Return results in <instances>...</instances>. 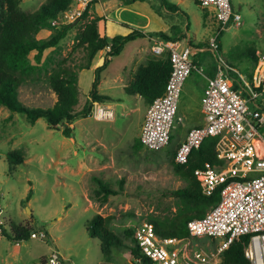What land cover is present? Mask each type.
<instances>
[{
	"label": "rangeland",
	"instance_id": "rangeland-1",
	"mask_svg": "<svg viewBox=\"0 0 264 264\" xmlns=\"http://www.w3.org/2000/svg\"><path fill=\"white\" fill-rule=\"evenodd\" d=\"M43 1L21 0L20 7L32 11ZM99 1L102 0L96 2ZM111 1L104 0L105 3ZM135 1L137 7H150L154 17L172 22L179 31L186 33L188 23L192 41L183 39L184 35L171 37L193 47L200 42L205 47L197 51V55H191L192 61L197 60L205 72L214 67L215 59L208 47V39L219 29V23L210 15L211 11L212 22L203 25V10H207L195 0H167L178 5L179 9L174 11L166 9L162 0ZM96 2L87 6L86 15L81 14L71 22L56 46L44 50L42 59L46 58V63L42 68L24 76L18 87L22 102L35 106L52 105L56 94L50 86L49 75L64 65L77 71L76 109L90 101L94 67L102 62L108 49L106 52L101 49L93 56V66L80 68L86 63L87 55L83 46L77 43L76 33L96 15L93 10ZM230 3L232 10L240 13L241 25L229 22L221 28L219 51L248 77L246 70L252 67V61L246 55L247 47H255L258 52L264 50V0H230ZM55 29L54 25L44 27L36 36L46 38ZM148 42L143 40V46H148ZM133 48L127 46L111 57L97 86L99 92L110 96L100 102L112 105L113 119L79 116L69 124L71 136H65L61 132L63 122L50 127L44 117H39L30 124L23 113L10 111L0 104V197L4 226L9 229L14 221L29 227L31 233L39 230L46 233L45 238L30 235L19 239V243L0 235V264H51L48 255L52 249L60 253L59 264H130V248L134 243L125 228L134 227L143 219L170 220L183 208V202L174 191L186 182L170 162L172 151L180 143L177 138L187 130L182 115L177 118L181 114L180 104H177L171 127L172 137L165 147L159 150L134 147L139 138L138 124L143 120L148 103L143 97L124 90L130 77L127 78L123 66L130 69ZM33 53H29L31 61ZM195 75L192 70L186 80ZM248 105L251 108L253 103L249 101ZM258 131V138L263 141L264 123L258 126ZM261 141L257 142L261 144ZM9 151L19 153L22 161L11 162L7 155ZM94 175L101 177L117 193L109 194L106 201L96 199L93 196V188L97 186ZM29 189L30 197L26 199ZM95 213L109 216V229L121 239V245L111 247L109 253L101 250L98 237L88 233V221ZM190 240L192 246L209 253L219 238L201 235L192 236Z\"/></svg>",
	"mask_w": 264,
	"mask_h": 264
},
{
	"label": "built area",
	"instance_id": "built-area-1",
	"mask_svg": "<svg viewBox=\"0 0 264 264\" xmlns=\"http://www.w3.org/2000/svg\"><path fill=\"white\" fill-rule=\"evenodd\" d=\"M96 1L71 0L51 24L71 23ZM198 4L210 8L219 23V29L208 39V47L215 59L213 73L204 74L203 68L192 61L191 55L197 52V47L179 39L156 38L152 52L154 55L166 54L171 70L162 94L147 104L139 140L143 147L151 150H159L169 143L182 85L191 70L196 68L206 78L200 96L204 121L188 128L175 148L173 159L185 162L190 151L206 137L216 136L214 149L221 162L197 167L194 174L202 192L210 195L217 190L219 199L201 216L187 220V237L162 236L152 221H139L133 227V237L141 256L132 257L130 264H217L223 250L242 234L249 235L244 246L249 264H264V139L260 140L262 148L256 147L260 135L258 126L264 123V50H256L257 60L251 68V75L246 77L219 51L221 28L229 22L240 26V13L232 10L230 0H199ZM234 82L239 87H235ZM249 101L253 103L251 108ZM114 115L112 107L97 100L86 114L97 120L113 119ZM2 211L0 197V225L4 226ZM30 235L46 237L42 230ZM201 235L219 238L211 252L192 246L190 237ZM59 258L60 253L52 249L48 255L49 263L59 264Z\"/></svg>",
	"mask_w": 264,
	"mask_h": 264
},
{
	"label": "trees",
	"instance_id": "trees-1",
	"mask_svg": "<svg viewBox=\"0 0 264 264\" xmlns=\"http://www.w3.org/2000/svg\"><path fill=\"white\" fill-rule=\"evenodd\" d=\"M123 3H131L135 0H122ZM197 3L199 0H195ZM21 0H0V104L6 106L10 111L23 113L30 124L37 118L44 117L50 127H55L63 122L62 134L71 136L72 126L69 124L79 116H86L94 100L104 101L109 95L98 91L101 71L107 66L112 56L117 55L124 44L136 37L159 34L163 38H172L165 31H144L141 28L131 27L126 34H115L113 36L101 35L98 31L97 21L101 18L98 15L92 16L84 26L76 33L77 43L81 44L86 52L87 61L80 68L89 67L93 56L101 49L108 47L102 62L94 67V76L89 90L90 101L85 103L79 110L78 103L77 71L69 66H61L53 70L49 75V83L56 94V99L50 106L28 105L18 97V87L24 76L35 73L46 63L42 59L43 52L48 47L56 46L63 38L72 23L56 26L46 38H38L36 34L44 27L52 26L51 20L55 19L59 12L64 10L71 0H45L36 9L25 11L20 7ZM166 9L178 10L176 3L162 0ZM87 14V8L82 15ZM55 26V25H54ZM188 27V23H187ZM178 39V38H173ZM198 46L200 43H197ZM255 47H247L246 55L252 61V66L257 60ZM33 53V61L29 53ZM252 68V67H251ZM251 68L246 70L251 75ZM171 70L169 57L165 55H154L140 63L128 83L125 84L126 93L141 95L147 103L156 96L162 94L165 83ZM235 87H239L234 82ZM172 135L170 134V139ZM216 136L206 137L198 147L193 148L185 162L170 160L172 168L184 180L185 184L178 187L174 193L183 202V208L170 220H157L151 218L156 231L162 236H188L186 222L188 219L201 216L207 208L211 207L219 199V192L216 190L210 195L202 192L199 180L194 174L197 167L204 168L207 165L216 164L218 161L214 144ZM134 147H142L139 138L136 139ZM8 158L11 162L19 163L22 157L16 151H9ZM97 186L93 188V196L106 201L109 194L117 193V190L110 186L101 177L93 176ZM123 180H120V185ZM30 190L26 199L30 197ZM109 216H102L95 213L88 221V233L98 237L101 250L109 253L111 247L121 245V239L108 227ZM11 226L6 229L1 226L0 235L4 234L12 241L26 239L30 236L31 229L20 223L11 221ZM125 233L133 240L130 248L132 257L141 256L139 246L133 237V227L125 228ZM249 238L248 234H242L233 240L222 252L221 260L217 264H249L248 258L244 255V246ZM147 261L145 257H142Z\"/></svg>",
	"mask_w": 264,
	"mask_h": 264
},
{
	"label": "crops",
	"instance_id": "crops-1",
	"mask_svg": "<svg viewBox=\"0 0 264 264\" xmlns=\"http://www.w3.org/2000/svg\"><path fill=\"white\" fill-rule=\"evenodd\" d=\"M102 1L96 2L95 6L93 7V10L96 13V15L101 17L97 21L98 31L101 35L105 34L108 36H113L115 34H126L130 30L131 27H136V28H141L144 31H150V32L165 31L166 33L170 35V37L175 34L184 35L182 37L183 39L192 41L191 36L189 35L190 30L188 29V27L186 28L187 29L186 33L179 31L176 25L173 24L172 22H167L161 17L160 19L154 17L150 12V9H151L150 7L149 9L148 7L144 9L137 7L135 3L137 1H133L127 4L123 3L122 0H112L109 3L108 2L105 3L104 0ZM106 4H109V5L106 6ZM202 8L208 11V12L207 11L204 12L203 10V14H204L203 15L204 17L203 25H206V22H212L211 16H213L214 18L215 16H214L213 11L210 8H207V7H202ZM162 12H164L165 15L167 14L165 11H162ZM209 13L211 16L209 15ZM158 37H160L159 34L153 33L150 35L136 37L134 39L127 41L124 44L121 51L127 46L134 47L133 50L131 51L130 69L127 70L126 65L123 66L124 72H126V74L128 75L127 78L132 77V74L135 72L137 66L140 63L144 62L148 57L154 56L151 54L152 53L151 47L155 39ZM143 40L150 41L148 42L149 45L143 46ZM196 46L198 48L197 51H201L205 47L204 45H201V44H199V46L198 45ZM107 49L108 48L103 49L102 52H104ZM197 54H198L197 52L193 53V55H197ZM193 62L196 66H199L200 64L195 59H193ZM109 63L104 69H107ZM93 65H94V62H91L90 66H93ZM104 69L102 71H104ZM192 70L196 72V75L189 76L187 80L185 79L182 85L183 87L182 91L178 99V103L180 104V108H181L180 109L181 114L177 118H180L182 115V118L185 121L184 123H185V126L187 127V130L189 127L193 125L201 124L204 121V114L202 112L201 104H200V96L202 94V89L206 82V78L204 74L212 75L213 73V68L212 69L208 68L207 72H205L203 69L202 72L204 74H202L196 68H193ZM101 78L102 76L100 75V81L98 84H100ZM133 96L142 97L139 94H136ZM106 105L112 106L110 103H106ZM142 122L143 120L138 124L140 128H141ZM185 134L186 132H183V134H181L180 137L177 138V141L181 142Z\"/></svg>",
	"mask_w": 264,
	"mask_h": 264
},
{
	"label": "bare ground",
	"instance_id": "bare-ground-1",
	"mask_svg": "<svg viewBox=\"0 0 264 264\" xmlns=\"http://www.w3.org/2000/svg\"><path fill=\"white\" fill-rule=\"evenodd\" d=\"M257 141H260V140H256V147L259 148V149H261L262 146H261V144H260L259 142H257Z\"/></svg>",
	"mask_w": 264,
	"mask_h": 264
}]
</instances>
